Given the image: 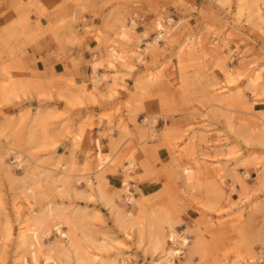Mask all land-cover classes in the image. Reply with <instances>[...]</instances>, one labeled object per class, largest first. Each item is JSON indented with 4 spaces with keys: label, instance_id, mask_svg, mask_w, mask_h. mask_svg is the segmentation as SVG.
Instances as JSON below:
<instances>
[{
    "label": "rangeland",
    "instance_id": "374dc122",
    "mask_svg": "<svg viewBox=\"0 0 264 264\" xmlns=\"http://www.w3.org/2000/svg\"><path fill=\"white\" fill-rule=\"evenodd\" d=\"M1 13L0 264H30L15 235L49 205L85 258L59 252L51 228L34 240L39 264H151L171 245L175 264H264V0H15Z\"/></svg>",
    "mask_w": 264,
    "mask_h": 264
},
{
    "label": "bare ground",
    "instance_id": "6f19581e",
    "mask_svg": "<svg viewBox=\"0 0 264 264\" xmlns=\"http://www.w3.org/2000/svg\"><path fill=\"white\" fill-rule=\"evenodd\" d=\"M160 36H162V34L160 32L157 33L155 36L152 37V41L149 40L146 42L147 45L149 43L156 42ZM145 47H147V46H145ZM145 47H143V49H145ZM109 53H110V56L114 60H116L118 62H122L124 65H128L130 67L134 66L132 64L126 63L127 57L125 56V53H123V51H121L119 49H116L114 46H110ZM140 56H141V54L138 53L136 55L137 59H139V60L143 59V57L142 56L140 57ZM148 75L149 74L146 73V76H148ZM107 77H108V75L106 72H102V74L99 76V78H104V79H106ZM255 78H257V76H255ZM220 88H222V86ZM253 92H254V95L261 94V93L258 94V91L256 88H253ZM262 97H264V96H262ZM260 99H262V98H260ZM19 154L16 156V158L20 157ZM129 167H131V162L128 164L127 170L129 169ZM62 183L61 184L59 183L60 185H58V184L53 185L54 189L59 191V192H62V190H61V186H63ZM40 184L39 185L37 184L38 186H36V187L39 188ZM100 184H101V186L99 185V182H98L99 186H97L96 189L98 190V192L102 198H108L106 191L103 189L104 186H102V183H100ZM41 186H40V190H42ZM36 187H34V188H36ZM125 188L128 191V194H126L127 200H130V201L133 200V198H134L133 191L128 189V183L125 184ZM39 192H41V191H39ZM47 207L48 208L45 212L44 217H42L37 222H35L34 225L30 226L26 232L24 230H18L16 235H15V237L18 239V245L19 246L25 245L27 252H29L30 264H39L38 254L36 253L34 246H33V244L35 243L34 240L36 239L37 234L39 233V231L42 235L48 234L50 232L51 228H53L55 231H57L60 234V236L62 237L61 240H58L55 243V247L59 252H61L67 258H69L70 255H74V257H76L77 260L84 259L85 256H84L83 252L81 251L82 246L75 239V237L72 235V233L68 232L64 228L63 221L61 219L62 218L61 213L56 211L55 207H53L52 205H49ZM47 219L51 220V222H52L51 225L48 224ZM158 230L159 229L155 228L151 232V236L152 237L158 236L159 235ZM13 233L14 232L11 229H9L7 235L12 237ZM167 237L171 243L178 241L180 244H185L186 240H187L186 236L183 233H178L175 228H170L168 230ZM180 252H181L180 247H173L171 245L168 249L162 250L161 256L158 257L157 259H155L154 261H152L151 264H175L174 258L176 255H179ZM91 255H92L93 259L89 258L88 259L89 261H96L98 264H114L113 262L107 263L106 260L103 258L99 259L98 254L95 252H92ZM123 261H126V259L124 258Z\"/></svg>",
    "mask_w": 264,
    "mask_h": 264
},
{
    "label": "crops",
    "instance_id": "0c3cea01",
    "mask_svg": "<svg viewBox=\"0 0 264 264\" xmlns=\"http://www.w3.org/2000/svg\"><path fill=\"white\" fill-rule=\"evenodd\" d=\"M13 1H15V0H0V14L2 15V13H1V11H2V9L3 8H5L6 7V5L8 4V3H10V2H13ZM1 18V17H0ZM102 21L99 19H95V20H93V21H91V22H89V24H92V25H96V26H101L102 25ZM101 28H102V26H101ZM104 30V29H103ZM104 32H105V30H104ZM85 53V52H84ZM82 54H83V52H82ZM86 54V53H85Z\"/></svg>",
    "mask_w": 264,
    "mask_h": 264
}]
</instances>
